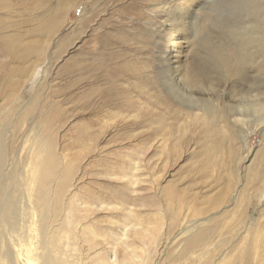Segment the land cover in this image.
Segmentation results:
<instances>
[{"label":"rangeland","instance_id":"obj_1","mask_svg":"<svg viewBox=\"0 0 264 264\" xmlns=\"http://www.w3.org/2000/svg\"><path fill=\"white\" fill-rule=\"evenodd\" d=\"M50 1L49 4L53 5L57 0ZM133 1L90 0L91 4L84 2L80 8L71 7L61 29L43 44L45 53L37 66L43 74L35 79L20 81L17 84L19 87L14 89L18 102L30 104L32 99L36 101V111L33 114L36 121L31 129V120L24 119L23 131L16 143H9L2 149L7 155L6 160L0 164V196L5 197L4 201L0 200V264H3L2 254L8 251L13 264H20L17 249L24 245L32 244L36 247V253L42 255L51 248L49 241L66 264H98L95 262L94 250H90L87 241L98 242V248L103 246L105 249L102 248L101 253L104 255L107 253L106 249L114 245L118 249V256L123 258L125 251L121 244L126 239L135 241L138 253L134 254L137 257L126 264H223L225 260L232 259L231 251L234 247L230 242L233 240L231 235L234 229L227 225L231 217L225 220L211 243V252L205 255L210 258L191 262L189 256L181 255L189 236L193 231L197 232L196 229H186L193 226L196 218L184 212L178 216L172 214L167 204L169 199L163 189H181L185 198L197 193L199 203L217 196L220 188L226 189L225 195L229 197L227 203L213 209L207 216H212L213 212L218 216L234 209V200L240 198L237 190L243 185L241 177L245 174L246 167L264 150V117L258 124L249 121L252 120V115L240 116L244 121L238 120L234 114L237 110L235 107L241 104L242 98L246 101L255 97L253 100L258 98V103H264V77L260 76H264V73H257L258 83H255L254 92H251H258L256 96H252L248 92L253 84L252 80L248 81L251 83H247V88L244 83L213 69L198 81L196 76L191 75L190 67L202 64L200 57L207 51L219 49L218 52L228 54L241 43H244L243 47L249 53L259 51V54H255L257 60L254 64H260L263 59L261 48L264 47V37H261L264 14L261 18L256 17L253 0H191L192 5L185 6V0H143L130 10L131 3H136ZM162 1V4L167 2L171 7L178 4L177 10H183L187 14L183 29L175 34L167 26L165 19L168 16L163 14V5H156ZM86 5L90 6L87 17L94 11L97 15L93 21H88L84 32L80 34L78 18ZM183 6L188 10L183 9ZM122 9L128 13L120 17L119 10ZM3 16L0 21L10 33L26 35L35 25L33 21H29L32 15L28 16L26 12L19 16ZM113 21L118 23L117 28L111 26ZM106 29L112 31L111 36L115 35L116 41L112 42L113 45H108V48L103 46L105 50L99 46L101 36L96 34ZM118 34L121 37L119 40ZM85 50H92L93 53L87 52L89 56H98L96 62L101 61L98 64L100 67L98 62L94 64V67L99 68V72L96 70L98 75L102 74L101 70L106 68L105 65L112 72L118 70L117 66L120 64L122 69L114 77L117 83L105 84L103 87H111L130 100L125 107L129 115L125 113L110 117L101 110L103 108L99 102L86 107L84 101L78 98L82 88L87 89L88 86H75V79L69 77L64 70L70 63L75 61L76 64ZM107 50L114 53L113 58L106 57L103 52ZM96 51L102 56L96 55ZM167 51L174 59L171 60V67L163 71L158 67L157 55ZM107 58L110 61L118 59L115 60L116 63H109ZM175 58H178L176 62ZM4 63L10 61L0 58V65ZM10 65L13 66L11 63ZM101 65L104 66L102 69ZM251 65L249 63L247 66L250 72L248 74L255 75L256 72L251 71ZM125 66H129L131 71ZM132 72L134 77L130 76ZM0 75L3 77L1 70ZM120 75H125L126 78ZM247 95L251 96L246 97ZM51 106L59 107L60 111L52 114L51 126L44 128L42 116H48V108ZM206 106H210L214 112L205 111ZM4 107V103L0 102V108ZM261 107L262 104L253 112L256 117L264 115V107ZM97 108L99 112L96 111ZM14 112L8 109L0 114V131H5L6 141L12 136L13 124L9 117L1 119V115H13ZM227 123L238 125L239 129L236 126L227 129L224 127ZM38 126L45 138L53 140L56 156L54 164L48 170L49 176L42 180L39 177L36 180L32 171L43 155L31 142H26L27 138L34 139ZM208 159L213 161L207 167L205 164ZM222 173L231 180L214 188V180L220 178ZM64 178L68 182L65 192L67 203L58 218L44 220L36 204L33 188L39 184L44 186L45 192L52 193L53 190L57 191L58 183ZM229 182L236 184L227 189L225 185ZM116 191L126 193L123 196L125 198H117L114 195ZM248 192L243 194L242 201ZM115 198L129 204L128 215L133 218L135 214L141 219L144 228L151 230L147 235H124V228L119 229L116 223L121 209L119 204L118 207L114 206ZM70 200L74 209L73 220L75 218L77 221L74 224L71 214L66 217ZM112 202L114 205H111ZM256 207L250 208L249 215L255 216L257 228L261 227L254 240L257 249L264 244V206ZM234 210L231 214H236L237 210L241 212L243 206ZM218 225L212 221L206 227ZM220 237L226 239L219 243L217 240ZM242 238L243 235L240 234L236 240ZM245 243L244 239L239 246L242 247ZM129 250L133 251L131 247ZM111 253L113 255V251ZM194 255L198 257V252Z\"/></svg>","mask_w":264,"mask_h":264},{"label":"bare ground","instance_id":"obj_2","mask_svg":"<svg viewBox=\"0 0 264 264\" xmlns=\"http://www.w3.org/2000/svg\"><path fill=\"white\" fill-rule=\"evenodd\" d=\"M89 1L90 0H57L55 4L50 5L49 4V2H51L50 0H0V20L2 19V17H4L3 14H8L9 16H19L22 13L26 12L28 14V16L32 15L30 17L29 21H33L35 24L31 29H29L27 31V34L24 35L22 33H15V32L10 33L8 31V28L5 26V24L0 21V58H1V60H9L10 63L13 65V66H11L10 63H4V64L0 65V70L3 72V77H1V75H0V80H1L0 102H3L4 106H5L4 109H1L2 107L0 108V114L2 113L3 110L10 109L13 112L15 111L13 115L2 114L1 119L5 118V117H9V121H11L13 124V130L16 131V132H13V130H11L12 136L10 138H8L7 141L4 137L5 131L3 129H2L3 131H0V164H2L4 160H6L5 155H7V154H4L6 151L2 152V149L7 147V145L9 143H12V144L16 143L17 139L20 136L19 134H21L23 131V129H22V124L24 123L23 120L24 119L31 120V124H30L31 129L33 128V125L36 121V119L33 115L34 112L36 111L34 108L36 101L34 102V100L32 99L30 104L18 102V95L15 94L16 92L14 89L19 87V85H17V84L20 81H23L25 79L26 80L27 79H35L37 77H40V74H43L41 72V68L37 67L40 64L39 60H41L42 56L45 53V46L43 44H45L50 39V37L52 35H54L56 32H58L61 29V27L63 26L64 22L66 21L68 15H69V9L71 7H79L80 8L81 5L82 6L84 5V2L89 3ZM134 1L136 3H131L130 10H131V8H135V5L140 4L143 0H134ZM163 2L164 1H162L160 4L157 3L156 5L157 6L163 5L162 6L163 14H165V16L166 15L168 16V18L165 19V21L167 22V26L170 29H172V31L174 32L173 34H175L176 31L180 30L182 28V26H184L187 14L183 10H181V11L177 10L179 8V7L176 8V6L178 4L176 6L173 4L174 6L171 7V5H168L167 2L162 4ZM190 2H191V0H185L184 6L187 4L192 5V3H190ZM253 2H254V5H256V17L262 16L264 14V0H253ZM89 4H91V3H89ZM181 4H183V2ZM184 6H183V9H187ZM251 6H250V8H251ZM89 7L90 6L86 5L82 9L81 14L79 15L78 25H79V33L80 34H82L84 32L88 21L89 20L93 21L94 17L97 15V14H95V11H94L93 13H91L90 16L87 17V14L89 12V10H88ZM119 11H120L119 12L120 17L125 16V14L128 13V12H126V10H123V9L119 10ZM258 13H259V16H257ZM204 17L206 19L207 15L205 14ZM262 19L264 20V18H262ZM258 21H260L259 18H258ZM147 23H148V21H147ZM150 24H151V22H150ZM111 26L113 28H114V26H116V28H117V26H119V25L117 22L113 21ZM120 30L123 32L122 29H120ZM152 30H154V29H151V31ZM156 30H158V28ZM168 33H170V32H168ZM120 34H122V36H123V33H120ZM261 34H262L261 37H264V30H263V33H261ZM96 35L101 36L99 46L102 49H105V48H103V46L108 48V45H110V44L113 45L112 42L114 43V40L116 41L115 35L111 36L112 31H108L107 29L102 31L100 34H96ZM25 36H27V38ZM118 36H119V34L117 35V37ZM142 37H144V36L142 35ZM120 38L118 37V40ZM262 40L264 41V39H262ZM120 42L121 41L118 42V45ZM123 42H125V41H123ZM168 42H170V41H168ZM121 44H123V43H121ZM243 44L244 43H241V45H239L237 48L230 51L228 54H225L223 51L218 52L219 49L217 50L216 48H215L216 50L207 51L204 56L200 57L201 60H203L202 62L200 61V63H202V64L197 63L196 65H193L190 67L191 75L193 77L196 76L197 80L201 81L202 78L206 77V73H208V71L213 70V69H217L219 72L225 74V76L227 75L229 77L235 78L236 80L240 81L241 83H244V85H246V87H247L248 81L252 80L253 81L252 82L253 87L249 86L250 88L248 89V92H251V91L254 92V89L256 87L255 83L256 84L258 83L257 78H259L257 73L258 72L264 73V47L261 48V54H263V59L260 61V64H254V62L257 60V55H255V54H259V51H256L254 54L249 53L248 50L245 47H243ZM124 45L125 44H123V46ZM59 47H61V45ZM111 48H113V47L111 46ZM91 51L92 50L83 51V53L81 54V58L79 57L77 59L76 64L74 61V62L70 63L69 65H67L66 66L67 68L64 70L65 73L69 77L75 79V83H74L75 86H78V85L80 86L81 84L88 86L87 89L82 88V90L80 91L81 93L78 96V98L81 101H84V104L86 107H89L90 105H93L96 102H99L101 104V108H103L101 110L104 111L105 115H108L110 117H112V115H116V116L124 115L125 113L127 115H129V113L127 112L128 110H126L125 107L128 106V102L130 100L128 98L126 99L124 96H121L120 94L116 93L115 90L111 87L110 88L103 87L105 84L107 85V84H112L115 82L117 83V81L114 79V77L116 76V72L119 71L120 69H122V67L119 64V66H117L118 70L111 72L107 68V65H105L102 62L103 65L106 66V68L101 65L102 66L101 69L103 67H104V69L103 70L100 69L102 71V74L98 75L97 71L99 72V68H96V66L94 67V64L98 62V61L96 62V58L98 56L97 57H95V56L90 57L89 56L90 54H88L87 52H91ZM101 51L102 50H100V52ZM113 52H114V50H113ZM115 52H118V51H115ZM168 52L169 51L165 52L162 55H157L158 67H159V69H162L163 71L167 70V67H169L171 64V60L174 59V57L169 56ZM91 53H93V52H91ZM103 53L109 59L112 55H114V53H110V50H107ZM91 55H93V54H91ZM96 55H101V54H97V51H96ZM121 55H119V57ZM103 58H104V56H103ZM112 58H113V56H112ZM101 59H102V57H101ZM117 59L118 58H116L115 60H117ZM119 59H121V57ZM252 59H253V61H250ZM115 60L113 59V61L116 63ZM177 60H178V58H175V62ZM109 61H107V62H109ZM113 61H110L109 63H111V62L113 63ZM118 61H120V60H118ZM107 62H106V64H107ZM99 63L101 64V61L98 62L97 65ZM204 63H205V65H204ZM249 63L252 64L251 65V71L253 73L256 72L255 75H249L248 74V73H250L247 70V66L249 65ZM98 66L100 67V65H98ZM125 67H126V69H130L129 66H125ZM128 71H131V69ZM133 74L134 73L132 72V74L130 76L134 77ZM31 75H33V76H31ZM120 76H124L126 78L125 75H120ZM260 76L264 77V76H262V74ZM41 80H43V78ZM45 81H48V80L45 78ZM250 83H248V84H250ZM262 88H263V90L262 89L261 90L264 93V84H263ZM258 89H260V88L258 87ZM245 92H247V90ZM253 92H251L252 94L251 93L250 94L252 96H256L258 91L257 92L255 91V93H253ZM260 94H262V93H260ZM250 96L247 95L246 97H250ZM254 98L255 97H253V99ZM253 99L252 100H246V101H243L244 100L243 98H242V100L240 99L241 104H238L235 107L237 109L236 112H234L236 119L244 121L243 119H241L242 117H248L249 115H252L253 118H252V120L250 119L249 121H252V122H255L258 124L259 121L262 120L261 118L264 117V115L256 117V114H254L253 112H256V110H258V108H259V106H261V104H262V107H264L263 106L264 103H260V102L258 103L256 101L258 98L256 100H253ZM12 105H14V106H12ZM262 107H261V109H262ZM58 108L59 107L51 106L50 108H48V112H47L48 116L47 117H46V115L42 116V122L41 123H42L44 128L51 126L52 114L54 113V115H55L56 112H59L60 109H58ZM204 109H205V111L210 112V113L214 112V110H212V108L210 106H206V107H204ZM96 111L99 112L100 110L97 108ZM31 115L33 117H31ZM240 116H241V118H240ZM231 124H232V122H231ZM233 126H236V128L239 129L238 125H235V124L230 125V123H227L224 125V127L227 129H230V128L232 129ZM39 127L40 126H38L36 128L37 132L34 135V139H31V138L26 139V142H31L32 146L35 149H37L39 153H41L43 155L41 161H38L37 165L36 166L34 165V167H33L34 169L32 172H33L36 180L38 177L41 180H42V178L47 177L48 170L50 167H52L51 164L52 163L54 164L53 159H55V157H56L55 152H54V144L52 143L53 140L50 138L49 139L45 138V136L42 135V133L39 131ZM212 161H213L212 159H208L205 166L208 167L209 163H212ZM124 175L126 176L127 172H125ZM241 178L243 179V185L240 187V190H237L240 198L234 200V209H236L238 206H243V210L241 212L240 211L238 212V210H237L236 214H231V212L234 213V211H236V210L230 209L226 212L221 213V215L219 214L218 216L216 214H213L214 212L212 213V216H207L213 209H216L220 205L227 203V201L229 200V197L227 195H225L226 189L220 188L219 192H217V196L210 198L209 200L205 201L204 203L198 202L199 197H198L197 193L196 194L192 193L187 198H185L182 196V193L184 191L181 189H179L177 191L175 189H173L172 187H168V189L167 188L163 189V192L167 195V197L169 199V200H167V204L169 205V209L172 211V214L178 216L182 212H184V213L192 215L193 217L196 218L193 222V226L187 227L186 229H189V230L196 229L197 232H195V233H194V231L192 232V235L189 236V238L186 241V245L184 247V253L181 252V255L183 254L184 257L189 256L191 258L190 259L191 262H197V261L199 262V259H201V258H207V259L210 258V257H206L205 255H207L211 252L210 251L211 243L214 242V240L217 237L219 230L222 227V224L225 222V220L227 218L231 217L230 221L227 222V225L231 226L234 229V231L232 232V235H231L233 240H231V242H230L231 246L234 248L231 251L232 259L225 260L223 262V264H264V244H262L260 247H257V249H256L255 241H254L256 236H257L256 232L261 227L257 228V219L255 218V216L253 217V216L249 215L250 214L249 210L251 207H256V206L260 207L261 205L264 206V150H262V152L260 154H258V158L256 160H254L251 165L246 167L245 174ZM227 180H231V179H229L225 174L222 173L220 175V178H216L214 180V185H213L214 188L220 187ZM35 182L36 181H34V184H36ZM67 183L68 182H67L66 178L62 179L58 183L57 191L53 192L54 191L53 190L52 193L45 192L44 186L41 187L39 184H36V187L33 188V191L35 192L34 197H35L36 204H37L38 208H40V210H41L40 212H42V214L44 216L43 217L44 220L45 219L48 220L50 217L52 220L58 218L61 211L64 209V207H65L64 204L67 203L66 198H65V192H66V188L68 186ZM235 184L236 183H230L229 182L225 186L228 189V187H230V188L234 187ZM42 185H43V182H42ZM30 188H31V185H30ZM246 191H249V192L247 194V197L245 199H243V201H242L241 198ZM111 192H113V191H111ZM2 195H5V194H2ZM110 195H112V194L110 193ZM114 195L117 198L123 199V198H125L123 196H125L126 193L121 194L118 191ZM114 195H113V198H114ZM126 197H128V196H126ZM4 198L2 196H0V200L4 201L3 200ZM142 200L144 201V199H142ZM124 201L119 202L118 199H116V201H114L115 205L113 204V202L111 203V205H114L115 207L116 206L118 207V204L120 205L119 208L121 209L120 210L121 215L116 217V220H118L116 223L118 224L119 229H121V227L124 228L123 229V230H125L124 235H126V236L131 234V233L133 235L135 233L138 236L147 235V233L150 232L151 230L149 231V229H145L144 225H143L144 223L135 214H134L133 218L130 215H128L127 210H128L129 204H125ZM153 202L156 203L157 201H153ZM3 203H5V202H3ZM1 204L2 203L0 202V205ZM69 204H70V206H69L70 208H68L69 210L67 212L66 217H69V215L71 214V216H72L71 221L74 224L77 221L75 218L73 220V210L74 209L71 206V204H72L71 200H70ZM139 204H141V203H139ZM147 204H148V201H147ZM4 205L5 204H3V206ZM7 205L9 206L10 203L9 204L7 203ZM151 206H153V205H151ZM256 208H258V207H256ZM4 211H6V210H4ZM37 212L38 211H36V213ZM11 213H13V212H11ZM129 213H131V212H129ZM135 213H136V211H135ZM7 217H8V215H7ZM37 217H38V215H37ZM118 217H119V219H117ZM44 220H42V221H44ZM204 220H207L208 222L205 223ZM49 221H50V219H49ZM212 221L217 222L219 224L218 227H215V226L214 227H210V226L206 227L209 224V222H212ZM62 222H64V221H62ZM41 224H43V223H41ZM58 224H59V222H58ZM46 226H47V224H46ZM59 226H58V229H59ZM63 228H65V227H63ZM54 230H55V228H54ZM240 234L243 235V238L236 240L237 238L240 237ZM260 237L257 239V241H259ZM263 237H264V235H263ZM91 238H92V236H91ZM225 239H226V237H220L217 241H219V243H221ZM244 239L246 240V243L242 247H240L239 245L241 243H243ZM49 243H50L49 245L51 246V248L50 249L47 248V249H49V250H46L48 252H44L42 255H39V253L38 254L36 253V251H35L36 247H34L32 244L24 245L22 247L20 246V248L17 249V260L21 259L20 264H66L65 260H63L64 258L62 259V257L55 252V249H54L55 247H53L51 245L50 241H49ZM116 243L114 242V244H116ZM119 243H121V242L119 241ZM98 244H99L98 242H94L92 240L87 241V246H89L90 250H94L93 251L94 257L96 259L95 262L97 261L98 264H126L128 261L130 262L135 257H137L134 254H136V255L138 254L135 241H130L129 239H126V242L121 244L122 250L125 251V253H124L125 256H123V258H121V256H118V251H117L118 249H116V246H114V245L110 246L108 249H106L107 255L106 254L104 255L101 252H102V248H103V250L105 248L103 246H102V248L101 247L98 248L97 247ZM106 246H108V245L106 244ZM130 247L132 248V250L135 253L133 251H132L133 253L130 252V250H129ZM45 248L46 247L44 246V249ZM41 249H43V248L41 247ZM82 249H80V250L83 251ZM111 251H113V255H112ZM196 251L198 252V257H196V255H194V253ZM8 252L10 253V251H8ZM8 252L3 253L1 256L2 260H3V264H13L12 258L10 259L11 254L9 255ZM104 253H105V251H104ZM14 256H15V254H14ZM13 259H15V258L13 257ZM138 264H140V263H138ZM206 264H210V263H206ZM214 264H218V262H215Z\"/></svg>","mask_w":264,"mask_h":264}]
</instances>
